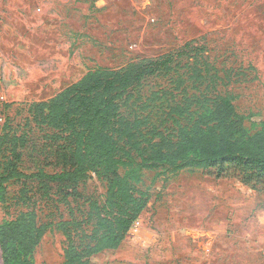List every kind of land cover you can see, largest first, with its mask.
<instances>
[{
  "label": "rangeland",
  "instance_id": "374dc122",
  "mask_svg": "<svg viewBox=\"0 0 264 264\" xmlns=\"http://www.w3.org/2000/svg\"><path fill=\"white\" fill-rule=\"evenodd\" d=\"M188 41L191 46L182 52ZM170 53H183L172 63L175 70L152 79L147 88L175 89L180 101L202 92L209 97L229 92L250 133L262 129L264 0H0V140L4 130L10 139H25L16 155L11 140L4 144L0 172L11 160L26 173L70 167L64 141L34 121L33 102L52 98L90 69H120ZM194 61L204 70L200 85L184 65ZM216 71L222 79L228 72L231 83L213 76ZM178 78L185 82L181 89L174 85ZM207 111V105H193L176 121L165 116L164 127L192 125ZM159 171L165 174L157 176ZM142 174L140 187L151 197L147 210L121 246L94 256L93 264H264V183L253 189L233 170L217 177L215 168L174 172L163 166ZM106 187L94 173L75 190L12 180L6 201H0V223L27 211L40 223H52L34 259L59 264L67 238L58 224L86 219L88 200L103 203ZM92 228L86 223L75 231L76 242Z\"/></svg>",
  "mask_w": 264,
  "mask_h": 264
},
{
  "label": "trees",
  "instance_id": "16d2710c",
  "mask_svg": "<svg viewBox=\"0 0 264 264\" xmlns=\"http://www.w3.org/2000/svg\"><path fill=\"white\" fill-rule=\"evenodd\" d=\"M190 46L191 41L186 42L182 52ZM180 55L183 53L144 58L120 69H90L52 98L31 104L34 121L54 129L55 138L64 141L63 155L70 167L54 173H26L13 160L5 161L6 171L0 172V201H6L7 185L12 180L35 179L75 190L94 173L107 183L103 203L95 197L88 200L86 219L58 224L67 238L64 260L59 264H93L94 256L121 246L150 203L149 191L140 187L145 169L164 166L178 172L185 168H215L217 177L233 170L253 189L264 183V126L250 133L246 116L237 110L231 93L209 97L201 91L200 98L180 101L175 89L147 88L157 76L171 74L175 70L172 63ZM184 65L192 70L195 84L200 85L204 70L196 61ZM209 68L205 66L208 72ZM217 73L213 76L226 86L231 83L228 72L223 79ZM181 78L173 80L175 88L181 89L185 83ZM211 82L216 89L214 79ZM182 91L186 92L187 87ZM196 104L207 105L208 111L197 114L192 125L164 127L165 116L176 121V116L189 114ZM10 140L15 155L18 146L25 143L22 136L10 139V132L4 130L0 153ZM122 166L128 167L124 173L120 171ZM164 174L157 172V176ZM86 223L93 224L92 232L82 231L81 242L77 243L74 232ZM52 226L40 223L32 211L0 223L3 264H37L35 251Z\"/></svg>",
  "mask_w": 264,
  "mask_h": 264
},
{
  "label": "built area",
  "instance_id": "2783aa9c",
  "mask_svg": "<svg viewBox=\"0 0 264 264\" xmlns=\"http://www.w3.org/2000/svg\"><path fill=\"white\" fill-rule=\"evenodd\" d=\"M138 223H139V220H137V221L135 222V225L138 224Z\"/></svg>",
  "mask_w": 264,
  "mask_h": 264
}]
</instances>
